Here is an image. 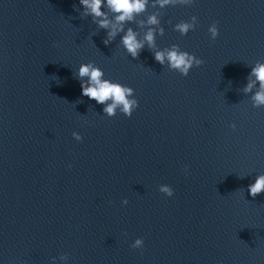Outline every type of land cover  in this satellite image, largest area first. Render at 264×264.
Wrapping results in <instances>:
<instances>
[{
  "label": "water",
  "instance_id": "obj_1",
  "mask_svg": "<svg viewBox=\"0 0 264 264\" xmlns=\"http://www.w3.org/2000/svg\"><path fill=\"white\" fill-rule=\"evenodd\" d=\"M193 14L194 30H173ZM160 17L157 46L204 61L187 76L147 46L132 58L119 35L105 45L78 0H0V264L61 252L68 264H264V192L247 190L264 172V107L243 91L264 60V2L195 0ZM88 61L135 89L130 117L80 95Z\"/></svg>",
  "mask_w": 264,
  "mask_h": 264
},
{
  "label": "clouds",
  "instance_id": "obj_2",
  "mask_svg": "<svg viewBox=\"0 0 264 264\" xmlns=\"http://www.w3.org/2000/svg\"><path fill=\"white\" fill-rule=\"evenodd\" d=\"M78 2L82 8V15L90 16L99 28L106 30L103 43L107 45L119 35L120 44L132 58L138 57L147 46L153 50L155 61L182 76H187L194 66L204 62L195 53L182 49L177 43L163 48L156 44L157 35L164 34L160 10L176 5L191 6L195 0H78ZM149 6L155 11L148 14L146 18L137 20L140 14L147 12ZM132 22H136L140 28L144 29L142 35L131 26ZM198 23V16L193 14L188 19L179 20L172 27L183 36L194 30ZM126 25L129 26L126 27ZM207 31L210 38L215 40L219 35L218 22L210 23ZM76 76L79 79L80 95L102 105V113L108 117L116 115L117 112L130 117L139 106L135 89L118 80L106 78L103 68L94 61L81 63L76 70ZM243 91L252 93L250 99L253 107H264V60H257L251 65ZM230 127L235 129L236 124L232 123ZM72 136L76 141L83 139L77 131H73ZM68 167L71 165L69 164ZM183 171L185 175L190 174L189 165H184ZM158 189L169 197L174 194V189L169 184H160ZM247 190L252 197L264 192V172L256 175L254 181L247 185ZM121 203L127 205L128 199L125 197ZM130 247L142 250L144 237H136ZM50 261L51 264H57V261L60 264H68L69 254L61 252L58 256H52Z\"/></svg>",
  "mask_w": 264,
  "mask_h": 264
}]
</instances>
